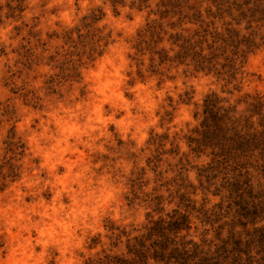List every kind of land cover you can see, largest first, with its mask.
<instances>
[{"label": "rangeland", "instance_id": "374dc122", "mask_svg": "<svg viewBox=\"0 0 264 264\" xmlns=\"http://www.w3.org/2000/svg\"><path fill=\"white\" fill-rule=\"evenodd\" d=\"M257 94L264 0H0V264H264V156L204 126Z\"/></svg>", "mask_w": 264, "mask_h": 264}, {"label": "trees", "instance_id": "16d2710c", "mask_svg": "<svg viewBox=\"0 0 264 264\" xmlns=\"http://www.w3.org/2000/svg\"><path fill=\"white\" fill-rule=\"evenodd\" d=\"M117 1L118 0H112L114 4H116ZM146 1L149 0H142V2ZM189 9L192 10L194 8L189 6ZM191 23L196 24V22ZM156 28L157 26L155 25H149L148 29L146 30V33L154 34ZM187 31H189V29L184 30V32ZM145 34H140V41L136 45L138 49H141L143 47V44L147 43L145 40ZM200 34L201 33L199 31H195V34L191 38L187 40L183 39L184 44L180 47L181 50L178 53V58H183L184 62L187 61V59L190 57L197 71L211 73L213 70H216L218 63L215 60L219 58L218 55L215 54L217 50L223 49L224 51L221 55L223 56L226 54V47H232L234 48L233 56L238 59L239 57L246 58V55L250 52L251 48L254 47V42H252L251 40H233L232 36L228 35V37L232 39L230 40V45L227 44L229 40L222 39V47L215 48V45L219 43V41H215L213 42V45H207V48H205L204 45L207 44V34ZM178 37L181 38V35H179ZM195 37L198 39L197 41L193 40ZM180 40L181 39L176 40L174 42V45H177ZM198 47L199 49L195 50ZM241 47H245V50H240ZM206 51H209V54H206ZM164 58L165 59L163 61L169 60V57L167 55H164ZM226 60H228V58H226ZM233 61L234 60L230 61L231 63H233V65L231 66L232 69H234L233 66L235 65ZM206 103L207 107L205 114H208L209 117L206 118L204 126L208 130L213 129V132L215 134L225 132L223 133V135L221 134L220 136L212 133L216 138L222 137L226 142L230 141V143H234L232 147H234L233 151H235L236 153L260 151V154L264 156V131H257L254 128V123L252 122V119L255 116H258L261 118L260 126L264 127V94H257L255 97H253V102L250 104V109L248 110L251 115L250 117L245 118L243 120L241 118H235L236 110L234 109H222V107L217 108L218 102L214 97L208 98L206 100ZM215 110H222L223 112H225V114L219 117L217 113L218 111ZM242 123H245V126H243L244 124ZM227 134L231 135L230 137H228L229 139L226 138ZM225 145L227 146L228 144ZM155 259L163 261L162 259H157V257ZM120 262H122V260L117 257L105 256L104 259L99 258L97 261H90L88 264H119Z\"/></svg>", "mask_w": 264, "mask_h": 264}]
</instances>
